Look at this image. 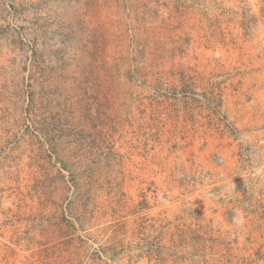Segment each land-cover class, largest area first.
Returning a JSON list of instances; mask_svg holds the SVG:
<instances>
[{
	"label": "rangeland",
	"instance_id": "1",
	"mask_svg": "<svg viewBox=\"0 0 264 264\" xmlns=\"http://www.w3.org/2000/svg\"><path fill=\"white\" fill-rule=\"evenodd\" d=\"M263 157L264 0H0V264H264Z\"/></svg>",
	"mask_w": 264,
	"mask_h": 264
},
{
	"label": "crops",
	"instance_id": "2",
	"mask_svg": "<svg viewBox=\"0 0 264 264\" xmlns=\"http://www.w3.org/2000/svg\"><path fill=\"white\" fill-rule=\"evenodd\" d=\"M255 134H258V133H256L255 132ZM260 134V133H259ZM258 134V135H259ZM257 158V157H256ZM264 158V157H263ZM232 166H234V164L233 163H227L226 164V166L225 167H227L226 169H227V171H229V173H233V172H235L236 171V169H237V167H232Z\"/></svg>",
	"mask_w": 264,
	"mask_h": 264
}]
</instances>
